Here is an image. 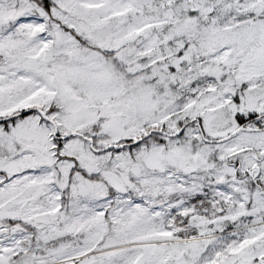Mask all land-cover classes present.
<instances>
[{
  "label": "snow or ice",
  "instance_id": "1",
  "mask_svg": "<svg viewBox=\"0 0 264 264\" xmlns=\"http://www.w3.org/2000/svg\"><path fill=\"white\" fill-rule=\"evenodd\" d=\"M0 264H264V0H0Z\"/></svg>",
  "mask_w": 264,
  "mask_h": 264
}]
</instances>
